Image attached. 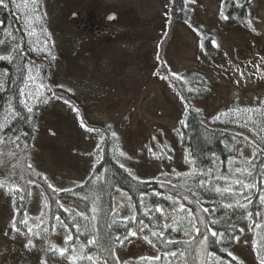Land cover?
<instances>
[{
  "label": "trees",
  "instance_id": "16d2710c",
  "mask_svg": "<svg viewBox=\"0 0 264 264\" xmlns=\"http://www.w3.org/2000/svg\"><path fill=\"white\" fill-rule=\"evenodd\" d=\"M55 2L38 0L35 5L41 17L34 22L39 39L35 44L26 33L21 13L13 6L15 1L0 3V55L11 53L14 57L11 61L0 60V124L4 125L0 128V141H7L0 142V161H3L0 165V183L3 184L0 194L5 195L10 203L13 220L20 229L16 233L12 231L13 234L36 238L39 242L36 250L40 255L33 262L29 258L31 252L26 250L27 254L17 259L15 251L7 247L0 249V264H41L45 259L47 264H104V260L107 264H244L234 253V247L242 235L241 225L245 223L254 232L255 255L259 263L257 253L264 256V202L261 201L264 197V106L258 105L255 112H237L235 117L240 123L245 122L246 127V130H240L229 124H210L205 111L195 105V101L203 99L210 90L209 69L205 65L220 63L221 30L250 31L248 0H222L215 20L211 21L217 26L202 22L196 12L198 4L193 0H167L165 3L167 28L169 25L170 30L166 36L171 34L173 23L179 22L194 29L199 37L200 65L180 74L183 80L164 73L183 108L177 131L179 143L188 155V167H171L154 177L140 178L130 166L133 156L117 143L107 125L90 124L85 120L87 127L98 130L87 132L72 121L79 131L95 138L88 174L78 182L47 172L43 168L40 149L42 132L50 130L48 124H57L49 118L52 109H57L58 104L67 99L79 114L83 111L80 95L66 87L62 78L63 74L71 73L73 62L69 63V58L75 60L78 55L89 57L92 54V48L81 50L88 39L84 29L71 32L51 24L47 13ZM45 41L47 48L44 47ZM63 42H66L64 47ZM165 42H168L167 38L163 39L161 46ZM16 45L20 47L14 52ZM65 50L69 54L67 59ZM63 65L67 67L66 71H62ZM31 70L42 76L46 88L44 97L48 102L31 103L28 106L33 111L29 113L21 92ZM177 93L184 97L183 101ZM6 111L11 113L7 120L4 119ZM151 150L148 153L153 156L149 157L158 158V144ZM13 152L15 156L10 155ZM120 152L124 155L121 156ZM30 180L35 183H29ZM49 184L53 187L49 188ZM37 201L38 205L34 207ZM180 205L184 206V211L180 210ZM157 208L162 211H156ZM74 214L75 222L88 225L86 232L77 231L73 226ZM40 217L42 222L38 219ZM22 220H27V224L19 223ZM196 227L199 233L195 231ZM29 228L32 233H28ZM207 228L238 239L218 243L217 238L206 231ZM130 231H135L136 235H128L123 245H112L113 255L105 251L112 239L117 235L123 237ZM153 232L157 235L153 236ZM69 234L73 240L66 245L65 237ZM203 235L209 237L207 247L200 245ZM138 237L146 250L156 254L137 260L123 259V249ZM93 239L96 242L89 244ZM49 243L57 249L68 247V251L63 257L58 253L46 254ZM229 251L237 260L233 261L227 255ZM73 255L92 256L93 261L69 260L68 257Z\"/></svg>",
  "mask_w": 264,
  "mask_h": 264
},
{
  "label": "rangeland",
  "instance_id": "374dc122",
  "mask_svg": "<svg viewBox=\"0 0 264 264\" xmlns=\"http://www.w3.org/2000/svg\"><path fill=\"white\" fill-rule=\"evenodd\" d=\"M10 1H15L13 6L21 13L27 33L31 30L29 22L32 28L35 22L32 0ZM166 1L56 0L49 9L47 17L57 28L71 32L84 29L88 39L81 50L92 48V54L67 60L73 62L71 73L63 74L62 81L80 95L84 106L79 118L63 102L52 109L49 118L57 124H48L50 130L42 132L40 143L43 168L47 172L73 182L87 176L95 138L74 126L72 121L80 124V118L84 123L86 120L90 124L110 126L116 133L117 143L133 156L130 166L140 178L154 177L171 167H188V155L179 143L177 131L183 108L169 81L161 76L164 73L180 75L200 65L199 37L194 29L179 22L173 23L171 34L166 36L170 31L165 16ZM195 2L202 22L217 26L211 21L215 20L222 0ZM247 6L250 31L221 30L220 63L205 65L209 69L210 90L203 99L195 101L205 111L210 124H229L240 130L246 127L245 122L240 123L235 117L237 112H255L258 105L264 106V0H248ZM73 13L77 15L71 17ZM111 13L116 17L109 20ZM30 37L34 44L39 40L37 34ZM164 38L168 42L161 46ZM65 51L67 59L68 50ZM66 70L63 65L62 71ZM40 85H44L42 76L31 70L22 90L24 103L35 104L38 102L35 97L40 93L46 99L45 85L43 89ZM218 115L220 118L215 119ZM5 116L9 119L10 111ZM157 144L160 155L150 158L153 155L148 150ZM34 204L36 207L38 201ZM13 216L10 203L0 194V249L11 247L19 259L27 254L24 245L29 238L13 234ZM241 227L242 235L234 253L244 264H259L253 246L254 232L246 223ZM32 241L35 247L28 253L31 252L29 258L36 262L40 257L36 250L39 242L36 238ZM123 250V259L137 260L156 254L146 250L140 237Z\"/></svg>",
  "mask_w": 264,
  "mask_h": 264
},
{
  "label": "snow or ice",
  "instance_id": "6c2138e0",
  "mask_svg": "<svg viewBox=\"0 0 264 264\" xmlns=\"http://www.w3.org/2000/svg\"><path fill=\"white\" fill-rule=\"evenodd\" d=\"M37 2H38V0H32V4H33V13H35V20L39 21V20L41 19V17L39 16V14H38V12L36 11V8H35V5L37 4ZM193 2H195V0H193ZM0 3H3V0H0ZM4 6L7 7L6 4H5ZM224 18L227 19V17H224ZM169 23H171L170 20H169ZM186 23H187V21H186ZM248 23H249V26H251V21H249ZM28 27H29L31 30L27 31V35H29V36H33V35H35V34H36V30H35V28H32V27H31V22H29ZM253 30H255V29H253ZM42 31H45V32H46V29H42ZM48 35H49V39H50V34H48ZM212 42H213V44H215V41H214V40H213ZM19 47H20L19 45H16V46L13 48V51H14V52L17 51V50L19 49ZM44 47L47 48V41L44 42ZM201 47L203 48V42H201ZM12 59H14V57L12 56L11 53L6 54V55H0V60H8V61H11ZM52 59H53V60L55 59V56H54V55L52 56ZM158 59H159V57H158ZM38 71H39V70L37 69V72H38ZM157 75H160V74L157 73ZM170 75L173 76V77H175L177 80H183V77L179 76V75L176 74V73H170ZM241 75H243V73H241ZM161 78H162V79H167V76H161ZM40 87H41V89H43V88H44V85H40ZM60 87H63V85H60ZM191 90H192V89H189V91H191ZM68 91L70 92L71 89H68ZM21 94H22V95L24 94L23 91L21 92ZM177 94L180 95V93H177ZM35 98H36L38 101L43 102V103H47V102H48L47 99H42V93L38 94ZM58 98H62V97H58ZM180 99L183 101V100H184V97H183L182 95H180ZM64 103H65V104H68L70 107H72L73 111H75V112L77 113L78 118L80 117L79 110H78L77 108H75V106L72 105L71 102H70L69 100L65 99V100H64ZM25 107H27V111H28L29 113H31V112L33 111V108H32V107H29L27 104H25ZM185 107H187V103H185ZM13 115H14V113H13ZM219 118H220L219 115H218L217 117H215V119H219ZM4 119L7 120V119H8V116H5ZM180 123H181V125H183V124H184V121L181 120ZM80 126H81L82 128H84L87 132H95V131H98V130H96V129H93V128H90V127H87V126L85 125L84 121H83V118H80ZM2 127H4V125L0 124V128H2ZM109 127H110V126H109ZM112 136H113L114 138H116V133L113 132V133H112ZM16 139L18 140L19 137H17ZM153 139H155V137H153ZM0 142L7 143V141H0ZM12 143H15V141H12ZM17 147H19V145H17ZM149 151L151 152L152 150L149 149ZM10 155L15 156L16 154L13 152V153H11ZM120 155L123 156L124 153H123V152H120ZM2 164H3V161H0V165H2ZM14 167H15V166H14ZM28 167L31 168L32 165H28ZM120 167L123 168L124 165L121 164ZM238 171H239V170H238ZM129 175H132V173H131L130 170H129ZM133 179H137V177L133 176ZM44 180H45V182H47V177H44ZM29 183H35V181H31V180H30ZM202 186H203V183L201 182V187H202ZM0 187H3V184H2V183H0ZM48 187H49V188H52L53 186H52L51 184H49ZM173 187H175V186H173ZM245 187H248V185H245ZM54 190H55V189H54ZM60 190H61V191H71L70 189H60ZM216 191L219 192L220 189H216ZM29 194H31V193H29ZM41 195H43V193H41ZM195 195H196V194L193 193V196H195ZM184 198L187 199V197H184ZM261 201L264 202V197L261 198ZM228 206L230 207L231 205H228ZM180 210H181V211H184V206H183V205H180ZM93 211L95 212L96 209L93 208ZM156 211L160 212V211H162V210H161L160 208H157ZM204 211L207 212L208 209H204ZM81 215H83V214H81ZM189 215H191V213H189ZM38 219H40L41 222H42V217H40V218H38ZM56 219H57V221H59V217H57ZM72 219H73V226L77 229V231H85V232H86V231L88 230V225H87V224H80V223L75 222V214L73 215ZM197 219H198V218H197ZM201 222H202V221H201ZM19 223L27 224V220H22V221H20ZM189 223H190V225H191V221H190ZM213 223H216V221H213ZM63 226H64L65 228L67 227V225H63ZM191 226L194 227V225H191ZM109 227H111V225H109ZM257 227H259V225H257ZM11 229H12V231H13L14 233L20 231V229L17 227V222H16L15 220L12 221ZM44 231H47V229H45ZM195 231L199 233L200 230H199L198 227H196V228H195ZM206 231L211 232V236L214 237V238H217V242H218V243H219V242H223L224 240L238 239V237H228V236H226V234L223 233V232L217 233L216 231H212L210 228H207ZM32 232H33V230H32L31 228H29V229H28V233H32ZM5 235H7V233H5ZM25 235H27V234H25ZM35 235H38V236H39L40 233H35ZM128 235L135 236V235H136V232H135V231H130L128 234L124 235L123 237L117 235L114 239L111 240V244L109 245L108 248L105 249V251H108L110 255H113V253H112V245L117 244V243L120 244V245H123L124 242L128 239ZM152 235H153V236H156L157 233H156V232H153ZM186 235H187V233H186ZM144 239L147 240L149 243H152V241L149 240L147 236H144ZM72 240H73L72 235H71V234L67 235V236L65 237V244L68 245L69 242L72 241ZM208 240H209L208 235H203V238H202V240L200 241V245H201L202 247H207ZM95 242H96L95 239H93V240H90L88 243H89V244H92V243H95ZM168 243H172V241H168ZM253 246L255 247V242H254ZM24 247H25V249H27V250H31V249H33V248L35 247V245H34L32 239H30V238L27 239V242L25 243ZM72 250H73V252L76 251V249H75L74 247H73ZM67 251H68V247L57 249L55 245L49 243V244H48V247H47V249H46V254L50 252V253H52L53 255H56V254L58 253L59 256L63 257ZM81 252H83V247H81ZM172 255L175 256L176 253H172ZM181 255H184V254L181 253ZM227 255H228L229 257H231L233 261L237 260V257H236L232 252H230V251L227 252ZM257 258L259 259V264H264V256H261L259 252L257 253ZM68 259H69V260H72V261H75L76 259H87V260H89V261H93V257H92V256H83V255H81V256H79V257H77V256H75V255H73V256H69ZM41 264H47V260H46V259H45V260H41ZM104 264H107V260H104Z\"/></svg>",
  "mask_w": 264,
  "mask_h": 264
},
{
  "label": "water",
  "instance_id": "95a60500",
  "mask_svg": "<svg viewBox=\"0 0 264 264\" xmlns=\"http://www.w3.org/2000/svg\"><path fill=\"white\" fill-rule=\"evenodd\" d=\"M75 16H76L75 13H73V14L71 15V17H75ZM115 17H116V14H114V13H111V14L108 15V19H109V20H112V19H114Z\"/></svg>",
  "mask_w": 264,
  "mask_h": 264
}]
</instances>
